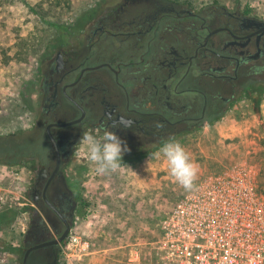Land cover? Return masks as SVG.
Here are the masks:
<instances>
[{"label":"flooded vegetation","instance_id":"af4514ba","mask_svg":"<svg viewBox=\"0 0 264 264\" xmlns=\"http://www.w3.org/2000/svg\"><path fill=\"white\" fill-rule=\"evenodd\" d=\"M79 28L69 44L46 46L37 69L22 217L7 224L19 222L9 244L18 264H62L84 208L68 175L84 132L107 127L126 142L122 161L146 160L264 97V73L252 72L264 65V9L104 0Z\"/></svg>","mask_w":264,"mask_h":264},{"label":"rangeland","instance_id":"374dc122","mask_svg":"<svg viewBox=\"0 0 264 264\" xmlns=\"http://www.w3.org/2000/svg\"><path fill=\"white\" fill-rule=\"evenodd\" d=\"M219 1H238L252 8L264 9V0ZM103 2L0 0V134L24 133L32 129L37 109V69L46 46L73 41L84 18ZM181 144L198 164V178L207 172L221 171L246 158L257 165L258 184L264 185V97L259 101L247 102L244 110L229 112L222 121L195 132ZM80 153L82 159L68 168L69 181L89 206L83 208L70 234L79 236L80 241L72 245L69 236L61 253L62 264H91L89 257L84 255L92 248L84 230L92 227L98 218V213L91 205L103 200L112 202L120 199L118 189L124 186V175L131 180L136 170L140 172L146 169L147 175L153 176L152 185L158 190L156 198L165 207L162 216L184 190L171 177L162 157L122 161L124 165L118 171L98 174L86 154ZM27 167L0 164V195L3 197L0 212L11 206L18 218L22 217L19 208L28 174ZM18 226V219L11 227L0 224V264H18V260L8 250L9 244L16 239L15 230ZM107 243L101 242L99 246L108 247L110 244Z\"/></svg>","mask_w":264,"mask_h":264},{"label":"built area","instance_id":"2783aa9c","mask_svg":"<svg viewBox=\"0 0 264 264\" xmlns=\"http://www.w3.org/2000/svg\"><path fill=\"white\" fill-rule=\"evenodd\" d=\"M250 153V151H248ZM246 158L200 176L161 218L156 264H264V193ZM3 197L0 195V203ZM79 236H70L72 245ZM129 262L139 261L134 250Z\"/></svg>","mask_w":264,"mask_h":264},{"label":"crops","instance_id":"0c3cea01","mask_svg":"<svg viewBox=\"0 0 264 264\" xmlns=\"http://www.w3.org/2000/svg\"><path fill=\"white\" fill-rule=\"evenodd\" d=\"M139 171L131 180L124 175V186L118 189L120 199L91 205L98 213L94 225L84 230L92 247L84 255L91 264H156L152 243L161 235L165 207L156 198L158 190L152 185L153 176L147 175L146 169ZM101 242L112 245L102 248ZM134 250L139 252V261L129 262L128 256Z\"/></svg>","mask_w":264,"mask_h":264},{"label":"clouds","instance_id":"9594fccd","mask_svg":"<svg viewBox=\"0 0 264 264\" xmlns=\"http://www.w3.org/2000/svg\"><path fill=\"white\" fill-rule=\"evenodd\" d=\"M253 74L264 73V65L256 66L252 69ZM103 135H94L84 132L78 144L82 146L76 152H84L87 159L95 166L94 170L98 174H107L118 171L122 165V156L128 151L126 142L121 140L109 128L101 126ZM152 157L163 158L168 171L174 181L185 191H195L198 179V164L191 158L190 153L175 138H169Z\"/></svg>","mask_w":264,"mask_h":264},{"label":"trees","instance_id":"16d2710c","mask_svg":"<svg viewBox=\"0 0 264 264\" xmlns=\"http://www.w3.org/2000/svg\"><path fill=\"white\" fill-rule=\"evenodd\" d=\"M32 133H11L7 135L0 134V164L14 167L24 165L25 159L28 157L29 148L32 146ZM260 191L264 193V185H259ZM89 203L83 201V207L87 208ZM15 211L6 208L0 212V224L6 225L10 217L15 218ZM10 252V248L8 246Z\"/></svg>","mask_w":264,"mask_h":264},{"label":"water","instance_id":"95a60500","mask_svg":"<svg viewBox=\"0 0 264 264\" xmlns=\"http://www.w3.org/2000/svg\"><path fill=\"white\" fill-rule=\"evenodd\" d=\"M51 138H52V141H54V140H53V137H51Z\"/></svg>","mask_w":264,"mask_h":264}]
</instances>
